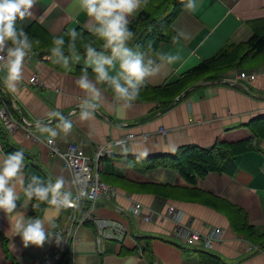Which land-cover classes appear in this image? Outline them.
Listing matches in <instances>:
<instances>
[{
  "label": "crops",
  "instance_id": "1",
  "mask_svg": "<svg viewBox=\"0 0 264 264\" xmlns=\"http://www.w3.org/2000/svg\"><path fill=\"white\" fill-rule=\"evenodd\" d=\"M32 11V18L18 20L17 24L27 29L33 23H39L47 31L58 34L72 27L83 28L88 20L79 10V0H39ZM263 17L264 0H196L195 10L184 7L172 25L176 35L182 31L190 38L164 42L156 51H146L159 64L160 71L147 77L142 86L155 88L178 81L186 72L216 55L226 43L248 40L252 35L248 22ZM134 18H130V23ZM99 51L110 54L107 49ZM159 54H178L181 60L169 66ZM81 56L80 62L65 70L60 64L53 63L50 49L35 51V55L25 60L23 80L15 92H9L3 86V75L0 74L6 97L22 124L16 134H11L13 139L38 159L52 182L62 178L63 190L70 191L75 205L83 209L85 205L81 202L86 200L77 197L72 170L65 166L60 154L52 151L46 134L37 132L36 122L56 128L58 135L53 139L63 152L71 143H78L92 154L98 147L130 133L139 137L125 148L114 145L109 154L115 166V175L110 178L116 196L102 197L95 208L90 203L83 214L78 213L75 205L58 213L51 205L36 209L33 206L38 204L35 200L27 208H19L21 213L32 218L53 217L54 223L45 220V228L58 233L59 241L53 237L43 246L24 247L19 236L13 237L9 219L0 212V264H40L50 259L59 247H63L68 256L58 264H201L199 250L209 252L225 264H264V245L257 241V235L250 238L245 232L236 230L232 220L238 215L237 209H241L246 212L250 225L259 234L264 232V139L258 140L256 148L235 156L238 167L234 175L210 172L196 184L171 168L145 169L143 165L133 167L128 164L131 157L147 160L157 155H174L189 146L211 148L223 136L233 141L235 137L230 130L264 117V62L245 69L256 72L255 80L239 78L241 70L225 71L216 81L196 84L167 110L156 101L137 98L122 119L118 118L119 102L114 94L103 84H97L101 90L100 106L91 119L82 121L80 105L87 95L76 84L84 67L83 53ZM35 74L40 79L38 84L29 82ZM93 77L90 74L89 78ZM53 111L72 120L70 133L65 135L57 128L56 118L49 120ZM161 129L168 132L160 133ZM27 130L37 139L28 137ZM143 134L150 137L144 140L140 137ZM0 150L4 152L1 145ZM24 178L26 182L25 172ZM155 185L168 186L171 195L157 193ZM16 190L21 196L19 203L23 204L22 186L18 183ZM195 190L202 193L197 194ZM136 203L142 204L146 212H154L155 220L137 216L132 211ZM169 205L181 209L184 213L182 223L198 232L207 234L212 228H222L221 239L206 249L184 246L173 234V220L163 217ZM74 213L79 216L90 214L91 218L75 226L67 242L65 234L57 230L58 226L67 228ZM96 218L122 223L127 230L124 239L106 238L99 243ZM148 243L150 250L145 251Z\"/></svg>",
  "mask_w": 264,
  "mask_h": 264
},
{
  "label": "clouds",
  "instance_id": "2",
  "mask_svg": "<svg viewBox=\"0 0 264 264\" xmlns=\"http://www.w3.org/2000/svg\"><path fill=\"white\" fill-rule=\"evenodd\" d=\"M39 0H0V74L3 75V86L9 92H15L23 80V68L26 58L35 55V47L40 44L38 39L31 38L17 21L32 18L34 5ZM147 0H79V10L88 18L87 23L77 30L72 27L60 35L51 37V57L53 63L60 64L65 70L82 59L80 49L84 50L83 64L76 84L85 90L87 99L80 105L79 118L91 119L99 108L101 90L97 84H105L119 102L118 118H123L127 109L139 97L141 86L147 77L160 71L159 64L147 52L129 47L128 42L135 33L130 30V18H134L146 5ZM184 7L193 11L196 0H187ZM87 31L90 36L83 33ZM67 37V43L65 41ZM189 34L178 32L173 37L174 42L189 39ZM110 50V54L97 51L94 45ZM79 45V47H78ZM151 48V45H148ZM65 52L68 55H65ZM165 64H177L181 57L178 54H159ZM72 61V64L69 61ZM88 68H91L93 79H90ZM114 73V74H110ZM58 120L57 128L65 135L73 129V122L59 111L49 114V120ZM39 134H46L47 142L51 144L58 135L56 128L36 122ZM0 212H3L11 222L13 237L19 236L23 246H43L53 237L59 241L58 233L46 230L45 220L54 223L53 217L36 216L32 218L19 211L27 208L33 200L54 207L58 213L61 209L73 207L75 200L70 191L63 190L64 180L56 178L54 182L46 181L32 174L27 182L24 178L25 153L15 150L4 153L0 150ZM22 186L24 203L20 204L21 196L16 190V184ZM86 193L81 192L80 196ZM38 206V205H33Z\"/></svg>",
  "mask_w": 264,
  "mask_h": 264
},
{
  "label": "trees",
  "instance_id": "3",
  "mask_svg": "<svg viewBox=\"0 0 264 264\" xmlns=\"http://www.w3.org/2000/svg\"><path fill=\"white\" fill-rule=\"evenodd\" d=\"M186 0H147L146 5L135 16L130 23V30L135 35L131 39V47L142 51H156L164 42H174L173 37L176 33L173 30V22L179 16L184 8ZM252 35L251 37L240 43H226L216 55L204 60L198 66L186 72L178 81L166 84L160 87L141 86L138 98H146L151 101L160 103L163 110L169 109L177 100V98L188 88L203 82L216 81L220 79L221 74L229 70L250 69L264 62V17L248 22ZM31 38L38 39L40 44L37 45L34 51H42L51 48L52 35H60L67 30L53 34L44 29L39 23H33L27 29H24ZM77 30H80L78 28ZM86 37L90 34L85 30L83 33ZM67 37L65 41L67 43ZM151 45V48L148 45ZM79 47V45H78ZM97 51L101 50L99 44L94 45ZM80 52L84 54L81 48ZM68 54L67 52H65ZM92 74V70H88ZM109 91L112 92L105 84ZM0 91L4 95L6 103L16 119L20 116L11 105L9 99L3 90L0 83ZM113 93V92H112ZM186 96V95H185ZM233 141L227 140L226 136L219 138L215 145L211 148H202L198 146H189L182 149L174 155H157L147 160H137L135 157L129 158L128 164L133 167L143 165L145 169L153 167H167L180 172L184 177L192 183H197L199 179L205 178L210 172L229 173L234 175L237 170L235 156L238 153L256 148L258 140L264 139V117L256 118L245 124L244 127L230 130ZM0 145L4 153H10L15 150H21L25 153V169L26 176L35 174L46 181H51L42 169L38 159L29 151L22 148L12 137L4 122L0 118ZM109 154L102 158L103 168L100 172L104 182L111 185L114 184L111 176L115 175V166L111 163ZM26 178V182H27ZM156 192L170 196V188L163 185H155ZM197 194L201 191L195 190ZM38 206L36 209L46 207L48 204L36 201ZM85 206L78 209L81 214L85 213L90 207V202L82 201ZM236 209V208H235ZM238 215L233 220V226L240 232H245L250 238L253 234L257 235V241L264 245V232L258 231L249 223L246 212L237 209ZM80 214V213H79ZM145 240V238H142ZM151 244L148 243L145 251L150 250ZM201 253V264H225L219 258L213 256L207 251L199 250ZM63 252L62 262L68 256V252Z\"/></svg>",
  "mask_w": 264,
  "mask_h": 264
},
{
  "label": "built area",
  "instance_id": "4",
  "mask_svg": "<svg viewBox=\"0 0 264 264\" xmlns=\"http://www.w3.org/2000/svg\"><path fill=\"white\" fill-rule=\"evenodd\" d=\"M256 72H248L246 70L240 71L238 77L242 79L255 80ZM30 83L38 84L40 79L37 74L30 78ZM0 118L4 122L6 128L11 134H16L19 128L22 127V124L14 114L12 113L10 106L6 103L4 95L0 91ZM168 130L161 129L160 133H167ZM28 137H37L29 130H27ZM139 137L134 133H130L118 140H113L110 144L98 147L96 152L92 154L87 153V151L78 143H71L68 149L63 152L60 150L57 142L53 139V142L50 145L52 151L56 154H60L65 160V166L70 168L74 174L75 183L77 186V197L79 200H86L92 204V208L96 207V204L102 197H114L116 196L115 187L107 184L101 178L100 172L103 168L102 158H105L112 151L113 146H122L123 148L127 147L129 143ZM142 139L147 140L150 135L143 134L140 136ZM86 193L85 196H80V193ZM78 204L75 205L78 209ZM132 211L137 215L141 216L145 220H155L154 212H146L144 206L140 203L134 204ZM184 213L181 209L175 205H169L164 213L163 217L173 220L175 228L173 230L174 236L181 241L184 246L187 247H199V248H210L213 246L215 241H219L222 237L223 230L220 227H215L210 230L209 233L203 234L191 228L188 224L182 223V218ZM91 218V215L84 214L83 216L77 215L74 213L71 216V224L63 229L58 226L60 233L65 234L66 241L69 242L71 234L74 232L73 229L79 224H83L87 219ZM98 225L99 235L98 241L102 243L104 239H118L123 240L126 236L127 230L125 226L117 220L114 219H94ZM67 244V243H66ZM180 244V243H179ZM63 247H59L53 256L42 262L40 264H58L63 258Z\"/></svg>",
  "mask_w": 264,
  "mask_h": 264
},
{
  "label": "water",
  "instance_id": "5",
  "mask_svg": "<svg viewBox=\"0 0 264 264\" xmlns=\"http://www.w3.org/2000/svg\"><path fill=\"white\" fill-rule=\"evenodd\" d=\"M194 87H196V86L194 85V86L188 88L187 90H185V91H184V92H183V93L177 98L176 102H178V101H180L181 99H183V97H184L185 95H187V94L191 91V89L194 88Z\"/></svg>",
  "mask_w": 264,
  "mask_h": 264
},
{
  "label": "bare ground",
  "instance_id": "6",
  "mask_svg": "<svg viewBox=\"0 0 264 264\" xmlns=\"http://www.w3.org/2000/svg\"><path fill=\"white\" fill-rule=\"evenodd\" d=\"M74 208V207H73Z\"/></svg>",
  "mask_w": 264,
  "mask_h": 264
}]
</instances>
